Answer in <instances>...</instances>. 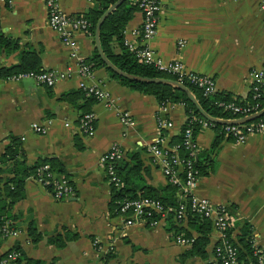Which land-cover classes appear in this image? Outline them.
<instances>
[{
    "label": "crops",
    "instance_id": "obj_1",
    "mask_svg": "<svg viewBox=\"0 0 264 264\" xmlns=\"http://www.w3.org/2000/svg\"><path fill=\"white\" fill-rule=\"evenodd\" d=\"M56 1L71 16L96 4L87 0ZM140 24L141 15L136 10L123 31L128 47L138 45ZM0 31L18 43L13 53L0 54V66L16 64L18 52L31 50L38 55L42 69L72 71L50 87L27 77H0V154L13 137L19 143L18 157L26 165L42 158H55L72 187L68 196L55 199L41 184L25 178L23 195L7 209L17 233L0 236V255L17 245L25 257L40 264L214 263L212 249L218 236L212 228L205 247L206 259H202L184 256L189 246L174 241L165 230L163 218L152 225H124L122 216L110 204L111 187L99 161L115 143L123 152V162H129L130 153L138 155L140 182L144 186L156 190L165 187L167 180L146 147L161 133L162 146H170L169 140L180 132L185 121L182 105L159 106L152 96L130 90L101 66L92 67L91 77L83 81L107 90L114 106L130 114L131 126L120 124L114 110L100 101L86 106L81 98L61 99L62 93L79 89L80 78L70 48L46 24L42 0L0 3ZM74 39L77 53L83 59L90 57L95 49L93 35L76 33ZM179 41L183 42L181 46ZM148 45L163 60L178 61L188 71L210 76L217 92L244 99L252 82L251 72L264 70V26L258 0H160L156 33ZM111 46L117 51L113 43ZM87 108L95 116L91 135L82 134L78 128L79 117ZM157 118L168 120L171 126L158 127ZM33 123L43 125L46 131L34 132ZM214 137L208 126L200 127L193 136L199 157L208 155L212 163L206 174L197 177L192 192L226 209L232 238L247 223L252 241L264 258V131L248 135L242 143L223 135L209 155L205 151ZM9 175L0 173L2 179ZM29 223L40 234L36 242L27 236ZM174 224L195 234L185 220ZM59 234L61 238L75 236L65 240L61 247L48 242ZM19 264H24V260Z\"/></svg>",
    "mask_w": 264,
    "mask_h": 264
},
{
    "label": "trees",
    "instance_id": "obj_2",
    "mask_svg": "<svg viewBox=\"0 0 264 264\" xmlns=\"http://www.w3.org/2000/svg\"><path fill=\"white\" fill-rule=\"evenodd\" d=\"M115 1L116 0H100L88 11L76 16H82L90 22L89 30L90 34L93 35L96 20L101 15V13ZM136 10H138L136 2H134L133 0H123L111 13H109L104 18L99 28V42L104 55L118 69L126 73L145 77H163L175 79L174 76L157 71L152 66L146 65L139 61L133 51L125 43L123 35L124 27L127 21L132 17L133 12ZM112 43L117 48V51L115 52L112 50ZM17 49V40L9 36H5L0 31V54H2L3 56H8ZM85 61L91 63L92 67H103L108 72V75L110 77L116 79L118 82L125 85L130 90L152 96L159 106L166 103L181 104L185 113V121L180 128V132L169 140L168 145L171 146L174 144H178V156L182 158L186 157V152L183 148V145H181L183 139V131L185 128L189 127L192 131L193 137L195 133L200 129L201 125L196 120H191V117L194 116L196 119L203 118L197 113L194 106L186 98L183 92L168 85L142 83L125 79L105 67L103 62L96 54L95 49L93 50L91 56L86 58ZM43 71L44 69L39 66V57L36 53L31 50H21L20 52H18V62L16 64H12L9 66H0V77L7 79L11 76H17L19 74H38ZM182 83L194 95L203 111L215 119L230 120L233 118H238L240 116L238 112H233L231 109L226 107V105L229 103L241 108L254 107L255 110H260L264 107V95L262 91L259 92V95L257 97H254V91L252 89H249L246 97L244 99H239L237 97L232 98L228 93L217 91L208 95H203L200 88L185 81H182ZM60 98H81L85 100L84 105L86 106L94 101L92 97L84 96L83 92L80 89L62 93L60 95ZM220 103L221 105H219ZM86 112H90L88 108L83 110L81 115ZM253 120H264V114ZM206 122L207 126L212 128L215 133V137L210 147L205 151V153L208 152V154L211 155L217 148L220 137H222L223 135H225L227 138L232 137L225 132L228 124H220L215 122L210 123L208 121ZM161 134L163 135V133ZM76 145L78 148L81 147L79 143H76ZM18 150L19 143L15 138L12 137L10 140V144L5 146L4 151L0 154V173L7 172L10 174L9 177H5L3 179L0 177V236L2 237L3 234L1 231V224L4 220L10 221L7 214V209L14 201L18 200L23 195V181L25 178H28L29 176H35L36 171L40 166L47 165L45 172H50V174L53 175V178L62 176L63 178L67 179L65 175H62V167L55 158H42L32 165H26L23 160L18 157ZM167 153L170 154L169 152ZM128 160L129 162L125 163L122 161V159H120L116 161L114 165V170L121 181V187L116 189L112 186V184L109 183L111 187L110 204L112 207H114L117 213L118 202H120L124 198H151L160 202L163 207H175L178 204L179 199L177 197V186L175 184L167 181L166 186L160 190H156L150 186H144L140 182L139 170L141 168V162L138 155L136 153H130L128 154ZM211 163L212 158L210 159L208 155L201 159L196 153L193 159L192 166L194 169H196L197 175L199 176L207 173V169L210 168ZM179 177L182 178V173L179 174ZM106 179L108 180L107 176ZM47 180L49 183L45 184L43 187L50 192L52 179L48 178ZM68 184H70L69 181ZM158 219L159 217L157 215H154L150 216L147 221L155 222ZM164 219L165 230L170 233L173 239L177 235H182L185 238L191 239L189 248L185 251L184 256L194 255L202 259H206L205 247L209 242V232L211 229V224L207 219H204L194 212H186L184 220L186 221V223H189L192 226L195 232L194 235L182 230L180 227H177L174 224L175 221L169 212L166 214ZM145 224L148 225V223ZM11 226L13 227L12 223ZM228 233L229 232H227V234ZM27 236L31 242H36L40 239V234L31 223H29L27 227ZM60 236V234L54 235L48 239V242L56 245L57 247H61L64 244L65 240L73 239L75 235H68L65 237L63 236L62 238ZM229 241L232 242L231 245L236 249L234 264H258L256 256L253 255L250 229L247 223H243L238 229L235 238H231V240ZM9 252H15L18 254L15 260L12 262L14 264H19V262L22 260H24V264H40V261L38 260H33L25 257L21 252L19 246L17 245L12 246L6 252L1 254L0 261L4 259ZM205 264L214 263L206 262Z\"/></svg>",
    "mask_w": 264,
    "mask_h": 264
},
{
    "label": "built area",
    "instance_id": "obj_3",
    "mask_svg": "<svg viewBox=\"0 0 264 264\" xmlns=\"http://www.w3.org/2000/svg\"><path fill=\"white\" fill-rule=\"evenodd\" d=\"M87 1L97 3L100 0ZM133 1L136 2L140 12L141 24L138 32V45L135 47L129 46V48L133 51L138 60L146 65L152 66L157 71L174 76L175 80L181 83L182 81H185L200 88L203 95L216 92L215 82L210 76L188 71L178 61L163 60L157 56L154 50L148 45V41L156 33L160 0ZM42 2L46 13V24L48 28L54 31L59 36L61 42L70 48V57L74 61L76 68L75 72L80 78L78 86L84 96L92 97L95 101H100L108 108H112L120 124L124 127L131 126L133 122L130 114L126 110L114 106L111 95L107 90L98 85L85 83L83 81L84 78L91 77L92 65L91 63L86 62L85 59L77 53V44L74 36L76 33L90 34V22L82 16L65 14L60 9L56 0H42ZM0 3L10 4L11 0H0ZM258 10L262 13V24L264 26V0H258ZM182 44V41L178 42V46H181ZM262 60L264 61V55ZM71 72L70 68H67L63 73H58L53 70H44L38 74H19L17 76H11L7 78V80H18L27 77L32 78L39 85L50 87L58 79L71 75ZM251 76L252 82L250 89L254 91L253 96L257 97L259 92L262 91L264 84V70L254 69L251 72ZM219 105H221V103ZM226 107L233 112H238L240 114L238 118L245 117L258 111L255 110L254 107L241 108L231 103L227 104ZM94 117V113L91 111L86 112L79 117L78 128L82 134H92ZM191 120L199 122L201 127H207V122L204 119H196L192 116ZM156 125L158 127L168 128L171 126V122L162 118H157ZM31 127L36 133H44L46 131L43 125H38L36 123H33ZM262 131H264V120H251L244 123L228 124L225 129V132L229 134L236 143H242L248 135L260 133ZM163 142L164 136H158L146 147V151L159 164L166 180L177 186L179 202L175 207H163L160 202L151 198H124L118 202V214L122 216L124 225L130 226L140 223H148V225H152L156 221H147L150 216L157 215L159 219H164L168 212L171 214L174 221L179 223L184 220L187 211L194 212L204 219H207L211 224V228L217 233L218 239L212 249L214 264H234L236 249L231 245L232 242L229 241L232 238L229 230L231 221L227 215L226 209L221 205H213L208 199L196 196L192 192L198 175L196 169L192 166L193 159L197 153V148L192 137L191 129L187 127L183 131L181 145H183L186 152V157L184 158L178 156V144L163 147ZM122 157L123 152L115 143H112L107 151L99 157V161L105 169L109 183L116 189L121 187V181L114 170V165L116 161L122 159ZM46 168L47 165L40 166L37 169L35 176H29L28 178L33 179L42 186L49 183L47 179L51 178L50 193L52 197L60 199L68 196L72 191V187L68 184V180L62 176L53 178V175L50 174V172H45ZM178 171L182 173V178L177 174ZM1 231L3 236H15L17 233L11 226L9 220L3 221L1 224ZM227 232L229 233L227 234ZM174 241L181 245L189 246L191 239L185 238L182 235H177L174 237ZM251 245L253 247V255L256 256L258 264H264L262 253L256 244H254L252 238ZM17 255L18 254L15 252H9L6 257L0 261V264H13L12 262Z\"/></svg>",
    "mask_w": 264,
    "mask_h": 264
},
{
    "label": "water",
    "instance_id": "obj_4",
    "mask_svg": "<svg viewBox=\"0 0 264 264\" xmlns=\"http://www.w3.org/2000/svg\"><path fill=\"white\" fill-rule=\"evenodd\" d=\"M123 0H116L114 3L110 4L98 17L96 20V23L94 25V30H93V37H94V47L96 50V54L100 58V60L103 62L105 67L110 69L113 73L128 79L132 81H137V82H142V83H154V84H163V85H168L172 88L178 89L181 92H183L186 96V98L191 102V104L194 106L195 110L197 113L206 121L210 123H220V124H237V123H244L251 121L253 119L258 118L262 114H264V107L261 108L260 110L247 115L242 118H237V119H232V120H220V119H215L211 116H209L207 113L203 111V109L200 107L198 104L197 100L195 99L194 95L189 91V89L181 82L175 80V79H170V78H163V77H145V76H138L134 74H129L126 73L120 69H118L114 64H112L109 59L104 55L102 48L100 46L99 42V28L104 20V18L111 13Z\"/></svg>",
    "mask_w": 264,
    "mask_h": 264
}]
</instances>
